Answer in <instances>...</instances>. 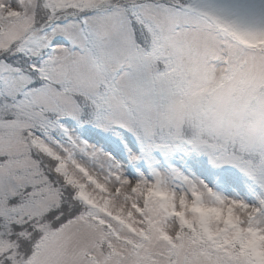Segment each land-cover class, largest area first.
<instances>
[{
  "label": "snow or ice",
  "instance_id": "obj_1",
  "mask_svg": "<svg viewBox=\"0 0 264 264\" xmlns=\"http://www.w3.org/2000/svg\"><path fill=\"white\" fill-rule=\"evenodd\" d=\"M264 0H0V264H264Z\"/></svg>",
  "mask_w": 264,
  "mask_h": 264
},
{
  "label": "clouds",
  "instance_id": "obj_2",
  "mask_svg": "<svg viewBox=\"0 0 264 264\" xmlns=\"http://www.w3.org/2000/svg\"><path fill=\"white\" fill-rule=\"evenodd\" d=\"M215 131L218 135L253 146H264V111L254 108L222 113Z\"/></svg>",
  "mask_w": 264,
  "mask_h": 264
}]
</instances>
